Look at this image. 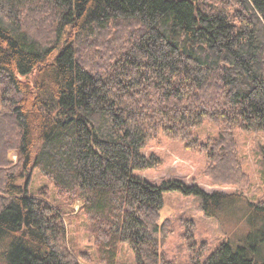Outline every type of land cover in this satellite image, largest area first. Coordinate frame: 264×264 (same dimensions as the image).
Listing matches in <instances>:
<instances>
[{"label":"trees","instance_id":"1","mask_svg":"<svg viewBox=\"0 0 264 264\" xmlns=\"http://www.w3.org/2000/svg\"><path fill=\"white\" fill-rule=\"evenodd\" d=\"M204 120L219 130L202 139ZM235 128L264 132V0H0V264H79L60 209L18 183L29 167L80 202L99 264L121 243L136 264H264V190L244 191ZM159 134L237 189L135 174L161 162L144 153ZM165 191L248 231L207 252L190 228L186 261L169 256Z\"/></svg>","mask_w":264,"mask_h":264},{"label":"rangeland","instance_id":"2","mask_svg":"<svg viewBox=\"0 0 264 264\" xmlns=\"http://www.w3.org/2000/svg\"><path fill=\"white\" fill-rule=\"evenodd\" d=\"M219 128L208 120L194 129L202 139L216 134ZM237 142V156L242 168L250 178V184L244 191L250 198L259 196L264 190V165L262 163V148L264 147V132H246L238 128L233 130ZM145 154H155L161 162L153 168L134 173L148 178L152 182L162 179L176 178L186 183L195 182L206 191H234L233 185L213 184L205 175V152L187 148L178 139L164 134L150 139L144 148ZM11 158L16 160L15 153ZM27 183L30 192L42 196L51 205L60 209L66 229V246L71 249L79 264H99L93 239L90 236L87 221L78 210L80 202L68 194L58 192L55 184L45 177L36 167H29L18 183ZM169 219L173 232L167 236L162 249L169 256L187 259L186 233L193 229L196 246L206 244L207 252L224 241L237 243L248 231V225L241 216L227 215L220 217L207 216L201 209L198 196L183 194L177 191L163 192V206L160 210V222ZM246 223V224H245ZM120 264H136L134 255L127 243L120 244Z\"/></svg>","mask_w":264,"mask_h":264}]
</instances>
